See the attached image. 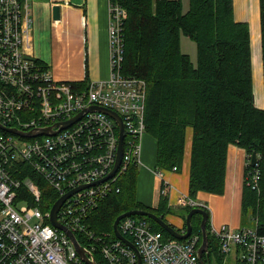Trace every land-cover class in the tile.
I'll use <instances>...</instances> for the list:
<instances>
[{"label": "built area", "instance_id": "2783aa9c", "mask_svg": "<svg viewBox=\"0 0 264 264\" xmlns=\"http://www.w3.org/2000/svg\"><path fill=\"white\" fill-rule=\"evenodd\" d=\"M125 17V9L109 0V74L87 81L85 87H72L71 80L56 79L46 64L29 53L33 29L30 0H0V123L24 132L52 127L49 134L31 136L0 130V264H86L68 234L50 222V208L39 206L38 181L16 176L20 162L28 164L34 176L58 195L85 185L65 199L57 220L74 234L82 232L96 241L83 245L90 260L96 261L98 256L102 264H137L132 247L114 234H96L85 223L101 200L120 190L117 181L128 166H145L141 154L146 132V82L121 72ZM91 105L116 111L124 125L119 168L105 180L100 179L116 161L119 127L112 116L97 108L91 110ZM82 110L67 127L57 124ZM147 168L155 175L159 196L168 205L208 209L205 202L175 188L162 170ZM258 178L255 170L249 183L254 187ZM22 186L27 195L19 193ZM172 190L176 196L170 202ZM32 219L36 221L31 223ZM118 226L138 248L141 264H200V233L191 232L186 239H165L138 215L124 216ZM208 228L222 255L216 264H226L230 259L233 264H264V235L255 228L216 225L210 218Z\"/></svg>", "mask_w": 264, "mask_h": 264}, {"label": "trees", "instance_id": "16d2710c", "mask_svg": "<svg viewBox=\"0 0 264 264\" xmlns=\"http://www.w3.org/2000/svg\"><path fill=\"white\" fill-rule=\"evenodd\" d=\"M110 1L126 11L122 22L121 72L146 82L145 133L155 140V168L166 171L182 165L191 128L188 193L221 194L228 145L244 148L247 155L255 152L254 165L247 163L245 168L240 228L253 227L264 235V0H258L263 107L254 102L251 27L248 21L235 17L233 0H188L184 12L181 0ZM181 36L195 42L194 62L182 52ZM86 83L72 81L71 85L85 87ZM17 167L16 176L38 181L39 206L49 209L59 196L57 192L34 176L28 164L20 162ZM255 170L259 178L253 187L249 179ZM137 181L138 167L131 164L117 181L120 190L100 201L87 216V226L99 235L108 232L113 236L114 219L124 211L145 209L164 218L169 209L166 199L160 198L156 207L144 204L136 197ZM19 193L27 195L25 186ZM189 210L182 208L184 218ZM141 217L161 231L165 239L173 237L153 219ZM200 221V214L192 216V234H201ZM206 228L208 261L212 263L214 256L221 262L218 242L209 232L208 220ZM75 236L82 245L96 243L82 232H75ZM201 240L200 237L197 247ZM95 259L102 264L98 256Z\"/></svg>", "mask_w": 264, "mask_h": 264}, {"label": "crops", "instance_id": "0c3cea01", "mask_svg": "<svg viewBox=\"0 0 264 264\" xmlns=\"http://www.w3.org/2000/svg\"><path fill=\"white\" fill-rule=\"evenodd\" d=\"M188 3V0H184ZM256 8L250 14L248 0H233L234 14L239 20H246L255 29L259 21L252 25ZM183 4V0H181ZM60 6V17L53 19L52 6ZM33 17L32 41L29 53L45 63L53 76L60 80L89 81L104 79L109 74L108 23L109 0H30ZM252 36V33H251ZM191 128L188 129L182 165L176 170H163L164 176L175 188L188 192L189 162L191 149ZM244 148L230 143L227 148L224 190L221 194L198 191L196 198L206 203L208 217L214 224L227 223L241 226V195L245 179L247 156ZM150 168V167H149ZM150 170V169H149ZM154 176V175H153ZM154 189L158 181L154 176ZM141 187V186H140ZM143 190V189H142ZM144 195V204L156 207L160 203L159 194ZM176 192L169 193V200H175ZM167 201V200H166ZM168 204V202H167ZM166 221L176 228L184 223L182 208L167 205Z\"/></svg>", "mask_w": 264, "mask_h": 264}, {"label": "water", "instance_id": "95a60500", "mask_svg": "<svg viewBox=\"0 0 264 264\" xmlns=\"http://www.w3.org/2000/svg\"><path fill=\"white\" fill-rule=\"evenodd\" d=\"M52 17H53V19H58L60 17V6L59 5L54 4L52 6ZM94 108H97L98 110H101V111L109 114L110 116H112L116 120L118 127H119V137H118V148H117L116 162H115V165L112 168V170L105 177L100 179V180H105L115 173V171H116V169L120 163L121 154H122V147H123L124 125H123L121 116L116 111L109 109V108H105V107H98L95 105L90 106L91 110H93ZM84 111L85 110H82L79 113H77L76 115H74L73 117L69 118L68 120L59 122L57 124L61 128L67 127L74 120L78 119ZM0 129L19 134L21 136H31V135H36L40 132L44 133V134H49V133H51L52 127L48 126V127L42 128V129L24 132V131H21L15 127L5 126V125L0 123ZM255 159H256V153L252 152L250 155L251 165H254ZM84 186L85 185L77 186L75 188L68 190L67 192L63 193L62 195L58 196V198L54 201V203L50 207V218L49 219H50V222L56 228H59L68 234V236L71 238V240H72V242L76 248L77 253L81 257L83 262H85L86 264H97L96 261L90 260L88 258V255L86 254V252L83 249V245L78 241L75 234L70 229H68L65 225H63L62 223H60L57 220V211L59 210L60 206L65 201V199L69 195H71L74 191H76V190H78ZM194 214H200L201 215L200 229H201V239L202 240H201L200 245L197 247L198 260H199L200 264H210V262L208 261V232H207V228H206V223H207V219H208V211L203 209V208L194 207V208H191L186 213L185 219H184V223H185V230L184 231H181V230H178L177 228H175L171 223L166 221L162 215H157L156 213H154L152 211L145 210V209H130V210H127V211H124V212L118 214L116 216V218L114 219L112 230H113V234L116 237L123 240L126 244H128L130 247H132L135 250L136 255H137V264H141V254L139 253L138 248L135 246V244L128 237H126L119 230L118 223L121 220V218H123L124 216H128V215L147 216V217L153 219L154 221H156L162 228H164L174 238L186 239L192 232V216Z\"/></svg>", "mask_w": 264, "mask_h": 264}, {"label": "rangeland", "instance_id": "374dc122", "mask_svg": "<svg viewBox=\"0 0 264 264\" xmlns=\"http://www.w3.org/2000/svg\"><path fill=\"white\" fill-rule=\"evenodd\" d=\"M249 3V13L251 14L254 11V8L257 6L255 0H248ZM183 12L187 10L188 3H185L183 0ZM180 46L182 52L189 54L191 60L194 62L196 59V44L193 40L187 38L186 36H181ZM251 57H252V70H253V85H254V102L258 107H263V88H262V63H261V47H260V38L255 39V43L252 42L251 38ZM256 93V94H255ZM154 147L155 140L154 138L145 133L143 142H142V154L141 161L145 166H139L138 168V181L136 187V197L140 199V194L143 191L144 195L148 194H158L157 189H154L155 179L153 173L147 168H155L154 161ZM147 166V167H146ZM141 186V187H140ZM143 189V190H142ZM35 219H32L30 222H35ZM180 228H183V224ZM212 263H218L215 260V257H212ZM226 264H233L231 259L227 261Z\"/></svg>", "mask_w": 264, "mask_h": 264}, {"label": "bare ground", "instance_id": "6f19581e", "mask_svg": "<svg viewBox=\"0 0 264 264\" xmlns=\"http://www.w3.org/2000/svg\"><path fill=\"white\" fill-rule=\"evenodd\" d=\"M256 8V7H255ZM256 18L258 19V21H259V11L257 12H255V14H254V19H253V21H252V25H255V24H257V21H256ZM257 32L259 33V27H257ZM251 33H252V42L253 43H255V29L253 28V26H252V29H251ZM116 162V161H115ZM115 165V164H114ZM119 165H120V163H119ZM119 165H118V167H117V170H118V168H119ZM102 233H108V232H102ZM97 234V233H96Z\"/></svg>", "mask_w": 264, "mask_h": 264}, {"label": "flooded vegetation", "instance_id": "af4514ba", "mask_svg": "<svg viewBox=\"0 0 264 264\" xmlns=\"http://www.w3.org/2000/svg\"><path fill=\"white\" fill-rule=\"evenodd\" d=\"M180 230H182V229H180Z\"/></svg>", "mask_w": 264, "mask_h": 264}]
</instances>
